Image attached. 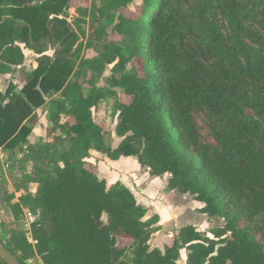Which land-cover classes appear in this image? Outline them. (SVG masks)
<instances>
[{
	"label": "trees",
	"instance_id": "16d2710c",
	"mask_svg": "<svg viewBox=\"0 0 264 264\" xmlns=\"http://www.w3.org/2000/svg\"><path fill=\"white\" fill-rule=\"evenodd\" d=\"M80 1L0 0V75L19 67L22 77L0 91V151L34 160L36 175L23 177L37 185L0 200L15 219L24 208L39 214L32 241L1 220L5 247L21 264L34 257L43 264H179L181 250L185 264H264V0H141L135 17L126 15L135 0ZM113 13L119 44L83 57L79 38L87 47L106 40ZM47 44H55L54 54ZM22 45L37 54L29 72ZM106 65L110 88L81 80ZM114 88L128 100L116 102L121 140L112 147L93 110ZM44 104L50 140L36 148L28 137ZM195 113L215 146L202 141ZM91 149L110 160L134 156L152 176L168 174V191L190 195L202 204L199 213L223 224L210 235L186 225L163 249L151 248L159 216L146 218L128 187H108L86 167ZM119 239L131 242L120 246Z\"/></svg>",
	"mask_w": 264,
	"mask_h": 264
},
{
	"label": "rangeland",
	"instance_id": "374dc122",
	"mask_svg": "<svg viewBox=\"0 0 264 264\" xmlns=\"http://www.w3.org/2000/svg\"><path fill=\"white\" fill-rule=\"evenodd\" d=\"M90 3L91 0H81L78 2L79 5L88 7H90ZM142 3L143 2L141 0H135V2L131 4L130 9L126 11V15L129 17H135L140 12ZM75 16L77 15L72 5V7L67 11L66 20L72 24ZM117 23L118 19H116V14L113 13L106 25L107 39L103 40L100 44L94 45L93 47L86 46L85 37L79 38V42H81V55L85 58L98 57L102 53V44L110 42L119 44L120 37L114 27ZM82 28L86 29V25H82ZM22 47L25 55L23 71L29 72L35 65L37 54L23 45ZM46 49V52L49 55L54 54V51L56 50L55 44H47ZM129 68L130 65L127 66V69ZM109 75L110 65H106L102 74L93 75L92 73L87 72L81 80L93 77L94 84L98 88H110V85L106 80ZM21 81L22 77L19 73V67H14L12 74L1 79L0 86L1 89L4 90L10 82L18 84ZM19 89L20 85L17 86V90ZM48 99L49 97L46 98L47 101ZM127 100L128 97L125 96L119 88H114V93L107 95L105 99L98 103L96 109L93 110V117L95 121L106 129V142L112 147L117 146L121 140V138L115 135V126L117 122L116 102H126ZM36 116L37 118L33 126L32 136L30 138L28 137V144H32L38 148L40 145L47 143L49 142L48 140H50L47 136L49 125L48 104H44L38 111L36 110ZM66 120L72 121V119L62 116L60 122L63 123ZM194 121L197 125L202 141L208 145L215 146L216 142L209 133L206 123L204 122L203 115L195 113ZM56 134H59V132L57 131ZM63 147H67L66 140L64 141ZM1 152L0 195L4 192H13V190L17 187L22 189L24 192L34 193L36 190V184H34V182H27L23 177L24 173H27L31 178L36 175V163L34 160H22V153L18 150L12 153V155H6L4 150H1ZM105 158H107L105 154L91 149L88 157L85 159V166L93 168L94 172L106 181L108 187L116 182L126 184V186H128L133 192L138 204L146 208V218H149L154 214L159 216L157 225L159 226V230L152 235L149 241L151 248L158 247L163 249L165 244L171 243L173 236L183 226L194 224L193 226H195L196 229L198 228L199 231L210 235L209 231L211 228L221 226L223 224V218L214 217L213 219H209V221L205 214L199 213L198 209L202 206V204L194 200L190 195L177 193L175 191H168L166 189L167 179L169 178L168 174L152 176L148 173L147 169L139 166L136 158L125 160L120 166L119 164L111 165L107 163ZM195 158L199 160L198 156ZM109 161L113 162L111 160ZM171 212L176 215L177 219H175V216L172 218ZM1 220H3V224L8 229L14 228L16 230L29 232L23 212L17 219H15L10 207L4 200H0V221ZM130 242L131 240L129 239H119L118 244L120 246H127ZM132 258V249H128L125 259L131 262ZM185 262L186 251L181 250L179 264H185ZM25 264L43 263L38 257H34L26 260Z\"/></svg>",
	"mask_w": 264,
	"mask_h": 264
},
{
	"label": "crops",
	"instance_id": "0c3cea01",
	"mask_svg": "<svg viewBox=\"0 0 264 264\" xmlns=\"http://www.w3.org/2000/svg\"><path fill=\"white\" fill-rule=\"evenodd\" d=\"M24 52V51H23ZM36 60V59H35ZM24 62H25V60H24ZM35 66V65H34ZM22 67H24V63H23V66ZM10 74H6V75H0V81H1V79L2 78H4V77H7V76H9ZM7 88V86L5 87V89ZM4 89V90H5ZM4 90H2L1 89V86H0V91H4ZM39 109H37V111H38ZM33 132V131H32ZM32 136V133L29 135V138ZM28 138V139H29ZM4 152H6V155H12V152L10 151H7V150H4ZM16 152V151H15ZM1 157H2V152L0 151V159H1ZM134 158H136V157H134V156H129V157H124V156H122V157H120L118 160H111V161H113V162H110L109 160V158H105V160L107 161V163H109V164H111V165H114V164H119V166L120 165H122V162L123 161H125V160H129V159H134ZM109 159V160H108ZM1 161V160H0ZM34 184H36V183H34ZM123 185H125L126 186V184H124V183H122ZM126 187H128V186H126ZM129 188V187H128ZM36 189H37V185H36ZM130 189V188H129ZM36 191V190H35ZM13 192H14V194H15V197H16V199H17V196H18V193L17 192H15V189L13 190ZM24 192V191H23ZM10 193H12V191L10 192ZM186 195V194H185ZM188 195V194H187ZM15 199V200H16ZM201 207V206H200ZM26 210H28V209H26V208H24L23 209V214H24V212L26 211ZM170 211H172V210H170ZM157 213V212H156ZM171 216H172V218L175 216V219H177L176 218V215H174L172 212H171ZM206 215V214H205ZM207 216V215H206ZM208 217V220L209 219H213L214 217H209V216H207ZM210 221V220H209ZM175 223V222H174ZM191 225V224H190ZM192 225H194V224H192ZM197 230H198V228H197ZM172 241V240H171Z\"/></svg>",
	"mask_w": 264,
	"mask_h": 264
},
{
	"label": "water",
	"instance_id": "95a60500",
	"mask_svg": "<svg viewBox=\"0 0 264 264\" xmlns=\"http://www.w3.org/2000/svg\"><path fill=\"white\" fill-rule=\"evenodd\" d=\"M0 258L5 262V264H21L18 259L9 252L5 247L2 239L0 238Z\"/></svg>",
	"mask_w": 264,
	"mask_h": 264
},
{
	"label": "built area",
	"instance_id": "2783aa9c",
	"mask_svg": "<svg viewBox=\"0 0 264 264\" xmlns=\"http://www.w3.org/2000/svg\"><path fill=\"white\" fill-rule=\"evenodd\" d=\"M23 215L25 218L26 226L29 229V232L27 231L28 238L30 239V241H32L30 238V234H31L30 230H31V226L38 220L39 217L38 211L32 212L30 210H26Z\"/></svg>",
	"mask_w": 264,
	"mask_h": 264
}]
</instances>
